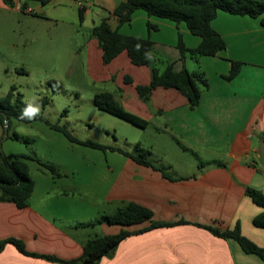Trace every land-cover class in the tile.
<instances>
[{
    "label": "crops",
    "instance_id": "obj_1",
    "mask_svg": "<svg viewBox=\"0 0 264 264\" xmlns=\"http://www.w3.org/2000/svg\"><path fill=\"white\" fill-rule=\"evenodd\" d=\"M122 1L125 0H75V6L77 14L82 9L80 21L90 16L91 27L103 18L114 26L116 18L111 12ZM65 2L72 0H0V6L31 13L36 10L47 17L49 5L55 8ZM147 22L157 29L149 30ZM210 24L224 39L225 48L215 55H187L184 62L188 70H201L207 79L198 104L191 108L187 98L172 87H155L150 96L165 126L179 141L208 153L212 157L210 163L200 162V168L186 173L171 172L175 180L122 154L120 165L105 168L108 185L104 197L107 202H114L110 213L121 202L133 201L150 209L155 220L182 219L189 223L128 235L117 243L110 256H101L97 264H264L257 255L244 252L234 239L215 236L193 224L220 229H232L238 224L243 236L264 247V227L252 223L262 208L245 193L249 186L264 194V25L259 18L223 10L217 11ZM118 30L126 35L149 37L157 61L135 65L123 50L105 64L95 39L92 49L98 69L91 65L89 70L96 80L111 74L120 76L121 85V79L129 76L137 106L141 100L135 86L149 83L153 64L161 70L166 63H172L174 70L181 68L177 34L186 47L200 42V37L190 33L184 22L176 24L167 18L149 16L142 9L134 10L131 21L119 25ZM89 53L90 49L87 56ZM230 60L242 64L238 73L227 80L222 76L228 73ZM60 177H51L39 188L34 182L25 207L0 201V239L14 237L29 252L73 259L81 255L86 239L114 234L120 229V225L102 222L103 233L90 235L89 225L75 222V184L60 183ZM84 213L79 219L83 222L88 218L86 210ZM146 224L143 221L125 228ZM0 264L62 263L23 254L6 243L0 251Z\"/></svg>",
    "mask_w": 264,
    "mask_h": 264
},
{
    "label": "rangeland",
    "instance_id": "obj_2",
    "mask_svg": "<svg viewBox=\"0 0 264 264\" xmlns=\"http://www.w3.org/2000/svg\"><path fill=\"white\" fill-rule=\"evenodd\" d=\"M34 11L0 6V97L13 87L14 96L38 107L50 123L65 124L78 139L125 150H132L138 143L169 172L186 173L200 168V162L210 163L208 153L179 141L165 126L153 99L140 101L137 106L134 89L124 78L123 85L115 74L106 79L93 78L89 69L91 65L94 70L98 67L92 49L95 39L90 37L92 23L90 16L79 20L75 0L55 8L49 5L47 17ZM89 49L91 54L87 56ZM103 90L112 92L126 110L146 119L147 124L138 126L98 108L93 96ZM12 132L18 138L0 137L4 155L24 154L52 163L58 168L60 183L75 184V222H94L112 211L114 202L104 197L108 185L105 168L120 165L124 160L120 153L71 142L41 120L26 123L10 117L8 134ZM27 163L37 188L56 178L35 160ZM85 210L88 218L83 222L79 219L86 215ZM100 226L89 225L87 231L90 235L101 234L104 227Z\"/></svg>",
    "mask_w": 264,
    "mask_h": 264
},
{
    "label": "trees",
    "instance_id": "obj_3",
    "mask_svg": "<svg viewBox=\"0 0 264 264\" xmlns=\"http://www.w3.org/2000/svg\"><path fill=\"white\" fill-rule=\"evenodd\" d=\"M44 1V0H40ZM142 9L147 15L167 18L176 24L184 22L190 33L200 37V42L195 47H186L182 41L180 33L177 34L176 47L179 52V60L182 66L179 70H174L172 63H166L161 70L153 64L151 67V79L147 84L135 86L139 99L147 102L151 92L155 87H172L183 94L189 106L192 108L199 102L202 89L207 87L208 82L201 70L190 71L185 66L187 55L197 58L202 55H215L225 48L224 39L211 27V20L216 16L218 10H223L237 15H248L259 18V23L264 25V0H125L120 2L111 12L116 18V24L112 26L107 18H103L99 23L90 29V37L96 39L102 51L103 63H109L120 51L125 50L130 61L135 65H149L152 61H157L152 50V40L149 37L141 38L126 35L119 32V25L129 23L134 10ZM79 19H82V9L78 10ZM147 28L157 29V26L147 22ZM242 62L230 60L228 73L223 75L224 79L234 77ZM125 82H130L129 76L124 77ZM13 87L2 97H0V137L3 134V121L6 117L9 127L10 117L22 122L41 120L47 123L52 129L60 131L69 141L80 143L100 150L116 151L134 160L136 163L148 166L161 173L164 178L175 180V177L165 167L155 163L151 158V151L141 147L136 143L132 150H125L120 147L101 144L89 139L80 140L75 137L65 124L50 123L42 114L38 113L32 118L23 116L28 104L20 96H14ZM93 103L100 109L121 117L135 125L145 126L147 120L126 110L122 104L109 91H100L93 96ZM18 138L16 132L6 137ZM35 160L41 169H46L53 176H59L58 168L52 163H46L24 154L4 155L0 150V201H9L18 208L28 205L34 182L29 174L27 161ZM201 166V164H199ZM245 193L251 200L262 208V211L255 215L252 223L255 226L264 227V194L259 190L246 187ZM147 221V224L136 228L127 229L125 226ZM108 223L120 225V229L114 234L95 235L85 240L82 245V253L73 259H61L54 255L39 254L29 252L25 249L21 240L14 237L0 239V251L6 243L13 244L17 250L23 254L40 257L49 261L62 264H97L101 256H110L117 243L124 237L147 231L156 227L172 226L176 224L189 223L185 220L160 221L152 217V212L145 206L133 201L121 202L113 212L103 214L94 222L80 223V225H93L95 223ZM194 225L208 230L215 236L221 238L234 239L241 249L247 253H253L264 260V247H261L239 231L236 224L232 229H220L209 224L193 223ZM181 264V263H178Z\"/></svg>",
    "mask_w": 264,
    "mask_h": 264
},
{
    "label": "clouds",
    "instance_id": "obj_4",
    "mask_svg": "<svg viewBox=\"0 0 264 264\" xmlns=\"http://www.w3.org/2000/svg\"><path fill=\"white\" fill-rule=\"evenodd\" d=\"M39 113V108L38 107H33L31 104L28 105V107L24 110L23 116L32 118L35 115Z\"/></svg>",
    "mask_w": 264,
    "mask_h": 264
},
{
    "label": "water",
    "instance_id": "obj_5",
    "mask_svg": "<svg viewBox=\"0 0 264 264\" xmlns=\"http://www.w3.org/2000/svg\"><path fill=\"white\" fill-rule=\"evenodd\" d=\"M7 134H8V121L5 117L3 121V137H6Z\"/></svg>",
    "mask_w": 264,
    "mask_h": 264
}]
</instances>
